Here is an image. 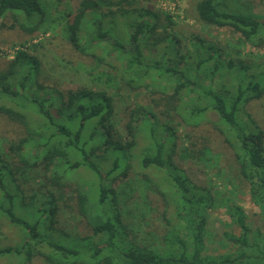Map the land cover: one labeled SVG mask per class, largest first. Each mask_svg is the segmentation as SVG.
I'll use <instances>...</instances> for the list:
<instances>
[{
  "label": "trees",
  "instance_id": "trees-1",
  "mask_svg": "<svg viewBox=\"0 0 264 264\" xmlns=\"http://www.w3.org/2000/svg\"><path fill=\"white\" fill-rule=\"evenodd\" d=\"M144 2L149 4L150 0H82L68 15L63 30L79 54L96 57L89 52L100 49L103 55L97 57L98 62L106 57L120 62L131 74L122 78L127 87L133 89L135 83L137 89L144 87L141 84L145 79H174L170 93L165 89L169 83L166 80L160 91H152L160 96L153 101L162 121L152 107L133 109L124 127L127 139L114 120V99L108 92L89 88L62 91L38 82L41 62L33 53L37 44L20 45L0 71V118L16 123L24 132L10 144L8 153L0 149V194L4 203L0 210L26 236L23 245L0 249V256L19 257L20 264H29L36 257L44 264H264L261 228H252L244 211L230 197L220 196L209 184L195 182L175 160L189 159L215 169L216 156L207 141L186 136L191 143L181 157L174 129L196 127L199 118L213 115L211 124L232 150L238 177L248 185L250 199L260 209L264 224V132L245 112L250 102L264 96V78L253 70L262 62L251 54L241 58L237 50L227 46L223 50L216 42L202 40L193 42L192 50L181 54L175 49L179 42L171 34V18L161 10L142 6ZM220 4L221 0H199L195 5L198 20L210 27L230 29L249 44L251 51L264 49V18L227 12L220 9ZM45 16L40 0H0V25L10 18L9 29L19 27L33 35L45 24ZM160 46L165 52L160 60L145 57L144 49L158 54ZM228 78L230 85L226 84ZM142 139L147 144L136 156ZM9 154L16 163L10 162ZM108 154L113 161L104 171L97 162L104 161ZM133 160L142 170L163 172L169 184L167 193L153 185L163 205L172 208L169 218L164 217L169 228L153 246L140 244L136 236L130 238L119 208L118 190L128 179ZM37 165L59 187L65 176L80 167L94 175L95 186L92 190L89 187V196L78 195L80 212L93 232L77 238L85 252L72 243L49 242L58 231L56 195L47 191L40 193L42 198L39 192L25 196L22 190L27 184L25 174ZM15 196H20V208L29 210L30 215L14 212ZM216 205L226 209L232 225L239 229L236 233L226 228L222 240L227 249L212 255L206 253L205 243L209 211ZM58 236L68 238L61 233ZM44 245L51 250L49 254L42 251Z\"/></svg>",
  "mask_w": 264,
  "mask_h": 264
},
{
  "label": "rangeland",
  "instance_id": "rangeland-1",
  "mask_svg": "<svg viewBox=\"0 0 264 264\" xmlns=\"http://www.w3.org/2000/svg\"><path fill=\"white\" fill-rule=\"evenodd\" d=\"M81 1L40 0L46 10L45 24L33 35L25 33L19 27L9 29L11 19H5L2 22L3 25H0V71L5 69L7 62L13 58L14 52L20 45L25 44L28 47L37 44L33 53L41 62V73L38 82L44 87H54L62 91L89 88L108 92L114 99V120L122 135L127 139L124 127L128 123L133 109L139 106L152 107L157 118L162 121L163 118L159 113V109L155 107L153 101L158 100L160 96L153 95L152 91H160V87L164 85V80L169 81V77L158 81L157 79L153 81L145 79L142 80V84L140 83L144 87L137 89L135 83L132 89L122 82V78L127 79L131 74L120 62L107 57L103 58L102 62L97 61V57L103 55L102 50L93 49L89 52L96 57H92L90 54V56H83L76 52L66 40L63 30L68 15L75 12ZM198 1L150 0L149 4L144 2L142 6L161 10L171 18L174 23L171 34L179 42L175 49H179L181 54L191 51V44L197 40L216 42L218 47L226 48L227 46L229 49L232 48L241 52V58L251 54L252 58H257L258 62L261 61L260 68L253 70L254 74L261 75L260 79H263L264 49L251 51L249 44L230 29L210 27L200 22L195 11V5ZM220 9L227 12H244L258 18H264V0H239L238 2L236 0H221ZM162 48L160 46L158 54H155V51L152 54L150 48L144 49L145 57L160 60L163 57L161 53H165ZM233 55L234 53H232ZM168 57L170 55L166 56V58ZM123 58L125 60L127 56ZM170 79L171 81L165 85L168 93L173 88L174 79ZM227 82L226 84L232 83L230 78L227 79ZM202 86L206 88V83H202ZM245 112L264 132V96L259 100L250 102L245 107ZM212 116L209 113L199 118V125L196 127L175 126L174 129L179 138L177 140L179 156L183 152L186 153L191 143L188 142L186 136L204 139L207 141L212 155L216 156L215 169L210 170L205 164L197 165L189 159L180 161L178 157H175V160L195 182L209 184L215 191L219 192L218 194H221L220 196L230 197L232 202L244 211L247 222L252 228L260 227L264 232L262 213L252 203L248 185L238 177V169L234 162L232 150L224 143L218 130L213 128L211 124ZM23 135L22 127L5 118H0V149L4 153H8L7 149H9L10 144L15 143ZM146 144V140H140L138 149L134 154L136 156L140 155ZM9 158L11 163L17 162L12 154H9ZM112 161L113 157L108 154L104 161L97 162V164L105 171L111 166ZM133 162L135 163L131 164L132 169L129 171L128 179L120 185L118 190L120 194L119 208L130 238L136 236V240L140 244L153 246L161 241L169 228L164 217L168 219L172 214V208L163 205L154 186L157 185L161 192L167 193L169 192V184L163 172L154 168L142 170L136 164L137 161L133 160ZM94 178V175L87 168L80 167L79 171L65 176L61 181V187H59L52 183L50 174H45L42 166L37 165L35 170L27 171L25 174L27 184L22 185L25 196L33 192H39L38 196L42 198L40 193L46 194L47 191H50L57 197L59 206L58 231L53 236L51 235L49 242L59 245L72 243L74 244L73 247L82 248V251L85 252L84 244L79 243L77 238L91 236L93 232L91 226L87 223V219L80 212L78 195L82 193L89 196V187L92 190L95 186ZM3 204L0 194V206L2 207ZM14 208V212L19 216L27 217L31 214L29 210L25 211L20 208V196H15ZM166 208L167 211L165 212ZM226 228H232L236 233L239 229L236 225H232V219L226 209L217 206L209 211L208 235L205 243L207 254L217 255L225 252L227 246L222 240V233ZM58 233L65 234L68 238L59 237ZM25 238V233L19 227L9 223L3 212L0 213V249L21 246ZM42 249L45 254L51 252L46 245ZM83 258L88 260V256ZM0 264H20V258L14 255L0 256ZM29 264H44V261L42 258L36 257Z\"/></svg>",
  "mask_w": 264,
  "mask_h": 264
}]
</instances>
